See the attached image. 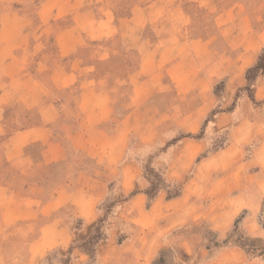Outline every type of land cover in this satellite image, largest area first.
Wrapping results in <instances>:
<instances>
[{
  "label": "rangeland",
  "instance_id": "374dc122",
  "mask_svg": "<svg viewBox=\"0 0 264 264\" xmlns=\"http://www.w3.org/2000/svg\"><path fill=\"white\" fill-rule=\"evenodd\" d=\"M233 1L0 0V27L18 25L0 34V107L15 113L22 87V107L34 106L26 118L52 117L71 171L96 175L77 179L82 209L90 203L85 191L92 197V218L70 222V246L30 264H264L246 250L264 244V91L255 94L264 79L255 70L264 23L252 13L247 33L244 20L212 13ZM177 52L188 55L180 86L165 72ZM209 60L225 74L210 79L216 68L201 70ZM64 74L67 86L54 88ZM10 78L26 81L16 88ZM51 101L56 106L46 108ZM15 132L0 118V174L8 171L5 142ZM124 170L138 175L145 218L131 217L135 206L115 225L129 197L119 189ZM119 227L111 244H125L124 251H109V231ZM132 237L137 242L127 245ZM27 249L24 240L6 243L0 264H26Z\"/></svg>",
  "mask_w": 264,
  "mask_h": 264
},
{
  "label": "crops",
  "instance_id": "0c3cea01",
  "mask_svg": "<svg viewBox=\"0 0 264 264\" xmlns=\"http://www.w3.org/2000/svg\"><path fill=\"white\" fill-rule=\"evenodd\" d=\"M212 13H222L220 15L221 17L228 13V16L231 18L238 21L244 20L246 29L242 31L249 33L254 24L252 13H259V18L264 23V0H234L228 7H223L217 12L213 10ZM16 17V20L25 19L26 14H16ZM16 27H18V25L2 24L0 27V34L10 32V29L12 31ZM259 35L260 38L264 35V28ZM230 48L236 49L238 47L234 46ZM244 53L247 54V50ZM202 56L199 54L195 55L197 62L201 63V59L205 57V52L202 53ZM187 60V54H182V52L173 53L169 64L165 68V72L170 80L176 83L175 86H180L187 79L186 74L188 76L189 71L183 64V62ZM207 63L208 66H203L201 70H206L208 72L209 66H214L216 68H212V71H209V75L212 76L210 79L215 75L216 77L221 75L222 63L210 60ZM234 64H238L236 60ZM243 64L245 63L242 62L239 65ZM250 64L251 63L243 65V67H248ZM204 76L205 72L203 77ZM52 78H54V76H52ZM66 80H71V77L64 74L61 81L62 85L57 86L58 84L52 82L53 87L63 89V87L67 86ZM14 81L17 82L16 88H19V82H25L26 79L10 78L8 83L11 84V87L14 85ZM257 87L255 94L259 92V89L262 92L264 91V79L258 81ZM25 94H27V92L22 87L16 91L17 96L14 97L19 99L16 102L17 105L23 104L22 106H24L21 98ZM1 97L9 96H5L4 93H2ZM10 98H12V96H10ZM22 106L19 108L17 107L15 113L10 112L9 114L6 113L7 108L4 110V108L0 107V118L4 119L7 127L12 123L17 131L5 142V145L11 148L4 151L2 161L8 171L6 173L1 172L2 174H0V252L6 243L24 240L26 244H28L25 255V257H27V262L25 263L30 264L32 260L44 256L45 253L53 248H67L70 246L72 239L70 236V222L76 218L84 220L92 218L94 214L92 197H87L91 195L87 192L88 190H86L85 193L87 196H84L83 199L85 202L88 201V203L90 201V203L82 209L79 201L82 199L80 198L81 193L84 194L82 191H84L85 188H80V181L77 179L86 177L92 180L96 175H93V172L87 170H82L78 173L71 171L69 163L72 162V157L66 154L65 145L62 144V138L58 136L57 133V131L60 130L56 128L54 119L51 117V119L46 120L41 114L38 115L36 121L32 120L31 122L26 118L24 113L25 111L28 112L34 106L28 109ZM55 106L54 102L52 103L51 101L48 102L46 108L51 109ZM14 108H16V106ZM27 146L39 147L38 152L26 151L24 147ZM11 152L13 155H10ZM101 154L103 156L105 152L102 151ZM167 159H171V156L167 155ZM103 163L101 159V164ZM102 167L104 169L106 168V166L103 165ZM168 174H172V171L169 170ZM136 176L138 175H135V172L128 170L122 171L119 189L122 194L129 195V197L126 201L122 202L116 210L115 225L122 222L120 218L130 213L128 209L135 206H137L136 209L138 213L134 212L131 214V217L137 220H140L142 217L145 218V216H143V210L141 209L144 205L145 197L143 192L135 187ZM172 176L180 178L181 175L173 173ZM100 178L102 180V176ZM196 183L197 185L200 184L199 181ZM193 184L194 182L184 184L183 190H190ZM182 200V197L173 198L165 201V206H174L179 204ZM157 201L158 200H156V202ZM150 211L151 209L148 210V213L151 214ZM119 231L120 227L116 232L110 229L107 240L109 243V251H124L123 246H125V244L121 247L117 246V248L111 244ZM137 238H129L126 244L132 245L137 242ZM105 252L107 253V249L104 253ZM104 258L106 259L105 256ZM138 263L144 264V262L141 263L140 261H138Z\"/></svg>",
  "mask_w": 264,
  "mask_h": 264
},
{
  "label": "trees",
  "instance_id": "16d2710c",
  "mask_svg": "<svg viewBox=\"0 0 264 264\" xmlns=\"http://www.w3.org/2000/svg\"><path fill=\"white\" fill-rule=\"evenodd\" d=\"M263 56H264V49L262 51V54L259 56L258 63L256 64V67H255V70H257V71L262 69V71H261L262 73H264V65L262 64L263 63ZM262 229L264 230V223L262 225ZM256 241H253L252 244L250 245V247H248V249H246V250L250 251L253 255H256L257 257H261L264 259V244H262L261 246H258L257 244H255V243H258V240H256Z\"/></svg>",
  "mask_w": 264,
  "mask_h": 264
}]
</instances>
